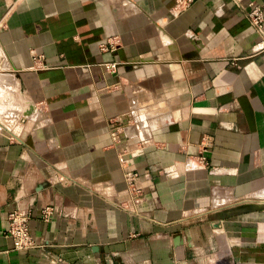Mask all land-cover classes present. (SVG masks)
I'll return each mask as SVG.
<instances>
[{
    "label": "crops",
    "instance_id": "1",
    "mask_svg": "<svg viewBox=\"0 0 264 264\" xmlns=\"http://www.w3.org/2000/svg\"><path fill=\"white\" fill-rule=\"evenodd\" d=\"M250 2L0 0V264H264ZM18 205L29 250L8 234Z\"/></svg>",
    "mask_w": 264,
    "mask_h": 264
},
{
    "label": "built area",
    "instance_id": "2",
    "mask_svg": "<svg viewBox=\"0 0 264 264\" xmlns=\"http://www.w3.org/2000/svg\"><path fill=\"white\" fill-rule=\"evenodd\" d=\"M15 2L17 0H11ZM194 0H176L175 12H180L181 10L188 8ZM250 10L248 12V18L252 23L253 27L256 31L264 35V2H250ZM114 41L110 42L112 45ZM104 49L108 48V46H103ZM258 51H264V40L259 43ZM108 69L114 70L117 67L116 63L108 64ZM202 159L205 161L206 157L202 156ZM120 161L123 165H127V157L125 153L120 154ZM128 189L133 195V198L136 201L141 200L143 198V187L140 184V175L137 171L130 170L127 174L126 178ZM49 182L53 185L55 184H68L70 183V179L56 175L49 178ZM33 206H21L18 205L15 207L8 216L9 220V229L8 234L14 240V246L17 250H29L38 246L34 241L32 236L29 221L33 214ZM58 208L56 206L47 205L41 209L42 218L45 221H50L55 213H57Z\"/></svg>",
    "mask_w": 264,
    "mask_h": 264
}]
</instances>
